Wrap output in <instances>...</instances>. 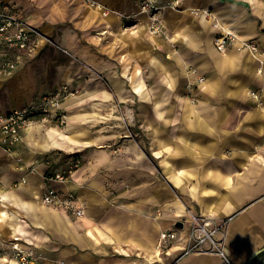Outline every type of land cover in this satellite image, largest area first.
Returning a JSON list of instances; mask_svg holds the SVG:
<instances>
[{"label":"crops","instance_id":"crops-1","mask_svg":"<svg viewBox=\"0 0 264 264\" xmlns=\"http://www.w3.org/2000/svg\"><path fill=\"white\" fill-rule=\"evenodd\" d=\"M93 1L108 14L86 0H0L21 8L47 37L61 25L70 56L60 65L40 55L48 43L39 40L16 73L0 79V114L60 84L78 89L61 105L65 126L33 125L17 145L0 146V237L32 247L43 257L38 264H264L262 58L238 39L218 51L214 39L225 28L212 25L233 5L234 20H250L249 39L264 51V0H182L159 13L158 34L134 0ZM205 7L213 19L192 12ZM120 15L134 23L124 28ZM95 20L114 25L111 60L78 42ZM76 155L82 163L67 180L45 179L66 171ZM48 188L72 193L85 214L44 203ZM187 209L218 223L228 219L226 258L186 251L189 221L169 247L157 245ZM12 214L20 221L15 234ZM3 248L0 264H15Z\"/></svg>","mask_w":264,"mask_h":264},{"label":"built area","instance_id":"built-area-1","mask_svg":"<svg viewBox=\"0 0 264 264\" xmlns=\"http://www.w3.org/2000/svg\"><path fill=\"white\" fill-rule=\"evenodd\" d=\"M139 6L140 12L145 13L151 19L150 30L155 33H162V26L158 15L165 8L178 9L182 0H134ZM91 4L102 11L103 15L108 14V10L100 3L91 1ZM194 14L203 13L207 18L212 14L208 9H193ZM125 22L133 24L132 15L120 16ZM133 22V23H132ZM219 29L218 25H214ZM48 43L50 38L40 32V30L28 23L27 18L21 8L12 3L0 4V79L10 78L19 69L21 62L28 51L36 45L38 41ZM236 37L226 30H219L215 36L214 45L220 52L225 51L234 43ZM237 41V40H236ZM240 47L260 57L261 60L258 73L264 69V51L252 40H240ZM203 81L200 77L198 82ZM77 89L71 88L68 84L57 85L47 92L32 99L28 104L13 108L5 114H0V146L11 148L17 145L23 138L24 132L37 124L55 123L65 124L66 114L61 110L62 103L69 97L74 96ZM249 95L258 100L259 92L249 90ZM79 156H71L69 168L45 176L46 180L65 181L70 177L72 169L81 164ZM42 200L44 203L52 205H64L77 216H83L85 210L77 204L76 197L72 193H61L48 188L44 191ZM186 217L180 221H189V238L191 246L186 251H206L216 252L226 258L224 240L226 235V222L218 223L212 218L200 216L191 209H187ZM179 230L175 226L173 230L160 232L157 245L159 247H169V242L176 239ZM4 246L9 247L11 252L3 253L7 258H11L15 264H38V254L32 247L12 236L11 238L0 237V254L4 252ZM7 260V259H6Z\"/></svg>","mask_w":264,"mask_h":264},{"label":"rangeland","instance_id":"rangeland-1","mask_svg":"<svg viewBox=\"0 0 264 264\" xmlns=\"http://www.w3.org/2000/svg\"><path fill=\"white\" fill-rule=\"evenodd\" d=\"M87 4L94 7L91 4L92 0H86ZM102 12V11H101ZM102 14V13H101ZM121 16V15H120ZM212 17V14L209 16V18ZM213 19V17H212ZM215 20V19H214ZM94 23L83 29V33L77 34L78 42H81L85 45H88L90 47L91 53L98 56L99 58L105 59V60H111L112 55L110 53L111 51V45L114 44V25H111L110 23L105 24L103 21H98L97 23ZM133 23V22H132ZM122 26L126 28L125 22L122 21ZM131 23H128L127 27H130ZM61 25H56L53 31V35L50 38V41L48 42L45 49L41 52L40 55L47 56L48 59H52L55 62L59 63L60 65H64L69 61V53L66 51V49L63 48L61 43ZM96 38L97 41L101 42V44L106 45L105 48L101 47L100 43L99 45L93 44L89 38ZM236 37V36H235ZM237 40V37H236ZM236 40L234 42H236ZM253 41V40H252ZM234 44V43H233ZM232 45V44H231ZM230 45V46H231ZM110 48V49H109ZM108 49V50H106ZM263 51V50H261ZM264 70V69H263ZM78 93V89H77ZM75 93V94H77ZM119 114L123 117V112L121 106H118ZM124 126H127L125 123H123ZM65 124L59 125V127H63ZM82 161V159H81ZM82 163V162H81ZM39 263L43 260V257L38 256Z\"/></svg>","mask_w":264,"mask_h":264},{"label":"bare ground","instance_id":"bare-ground-1","mask_svg":"<svg viewBox=\"0 0 264 264\" xmlns=\"http://www.w3.org/2000/svg\"><path fill=\"white\" fill-rule=\"evenodd\" d=\"M205 9H207V7H205ZM233 16H235L234 6L228 5L222 10L221 13H219L218 16H216V20L212 22V25L223 26L227 32H231L237 37L238 42H240V40L249 39L252 36L249 29V25L247 26V24L250 23V20L245 18L246 21L241 26V23L236 22L237 20H234ZM242 27L245 28L242 29ZM4 215L5 216L7 215L5 211H4ZM9 224H10L11 232L13 234L18 233L20 221L17 220L16 216H13V214L11 215V220Z\"/></svg>","mask_w":264,"mask_h":264},{"label":"water","instance_id":"water-1","mask_svg":"<svg viewBox=\"0 0 264 264\" xmlns=\"http://www.w3.org/2000/svg\"><path fill=\"white\" fill-rule=\"evenodd\" d=\"M175 226L178 227V228H182V227H183V223H182L181 221H178V222L175 224ZM263 250H264V248H263ZM255 256H256V253H254V254L252 255V258H254Z\"/></svg>","mask_w":264,"mask_h":264}]
</instances>
